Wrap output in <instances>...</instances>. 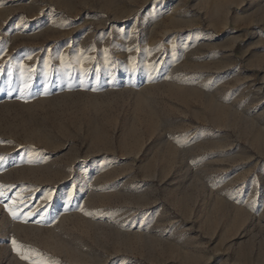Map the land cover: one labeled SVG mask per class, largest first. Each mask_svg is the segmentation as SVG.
Listing matches in <instances>:
<instances>
[{"label":"rangeland","instance_id":"374dc122","mask_svg":"<svg viewBox=\"0 0 264 264\" xmlns=\"http://www.w3.org/2000/svg\"><path fill=\"white\" fill-rule=\"evenodd\" d=\"M0 186V264H264V0H0Z\"/></svg>","mask_w":264,"mask_h":264},{"label":"snow or ice","instance_id":"6c2138e0","mask_svg":"<svg viewBox=\"0 0 264 264\" xmlns=\"http://www.w3.org/2000/svg\"><path fill=\"white\" fill-rule=\"evenodd\" d=\"M0 187H2V186H0ZM0 195H4V193L2 191H0ZM9 211L11 212L12 210L9 209ZM12 215H13V217H16L17 214L15 212H12ZM13 244L14 245L16 244V241L15 240H13Z\"/></svg>","mask_w":264,"mask_h":264}]
</instances>
